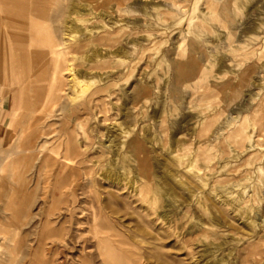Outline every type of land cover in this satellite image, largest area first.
<instances>
[{"label":"rangeland","instance_id":"rangeland-1","mask_svg":"<svg viewBox=\"0 0 264 264\" xmlns=\"http://www.w3.org/2000/svg\"><path fill=\"white\" fill-rule=\"evenodd\" d=\"M56 9L25 110L0 22V264H264V0Z\"/></svg>","mask_w":264,"mask_h":264},{"label":"crops","instance_id":"crops-1","mask_svg":"<svg viewBox=\"0 0 264 264\" xmlns=\"http://www.w3.org/2000/svg\"><path fill=\"white\" fill-rule=\"evenodd\" d=\"M56 2L58 0H0V22L5 19L10 52L15 54V61L23 64L29 74V88L24 92V110L34 102L32 99L35 96H49L50 79H47V92H42L41 88L46 87L44 75L50 74L44 56L56 43L55 23L57 17L63 14L62 9L60 12L56 9Z\"/></svg>","mask_w":264,"mask_h":264},{"label":"bare ground","instance_id":"bare-ground-1","mask_svg":"<svg viewBox=\"0 0 264 264\" xmlns=\"http://www.w3.org/2000/svg\"><path fill=\"white\" fill-rule=\"evenodd\" d=\"M210 9V8H209ZM55 47V46H54ZM59 47H57L56 46V48H55V53H54V55L56 56L57 54H58V51H59V49H58ZM63 52V51H62ZM65 52H67V51H65ZM60 53H61V51H60ZM54 56V59H53V61H52V63H51V75H52V78L54 79H52V84L50 85V89H49V93H50V99H51V101L52 102H56L57 101V97H58V95H57V93L58 92H61L62 90H61V88H62V86L64 85V81H62L61 80V78H62V76L64 75V73L66 72V71H73V69L71 70L70 68H72V67H69V69L67 68V65H66V63L67 62H64V56L65 55H61V56H58L57 58ZM62 56H63V58H62ZM92 55H90V57H91ZM88 58V57H87ZM89 60V59H88ZM72 65V64H71ZM70 66V65H69ZM74 67V66H73ZM75 70V69H74ZM71 74H72V72H70ZM74 73V72H73ZM70 75V74H69ZM73 75V74H72ZM71 75V76H72ZM93 78V77H92ZM99 79V78H98ZM99 92V91H98ZM96 93V92H95ZM0 115H1V100H0ZM22 133V132H21ZM19 134L18 135V140H20V141H22V140H24L25 138H26V136L25 135H22V134ZM84 133V132H83ZM74 134H70L69 135V137L67 138V141H66V144H65V148H66V153H69L70 155H76L77 153H78V147L76 146V144H74L73 143V139L72 138H74V136H73ZM84 136V139H86L87 140V137L85 136V134L83 135ZM25 141H27V140H25ZM24 141V142H25ZM250 145H249V149L252 147V143L250 142L249 143ZM40 148V147H39ZM14 155V154H13ZM13 155H11V154H9V153H7V158L9 159L10 158V156H13ZM12 158V157H11ZM66 162H68V159L67 158H65L64 159V161H63V164L60 166V168H59V172H58V175H57V180H58V182H61V181H63L64 179H68V178H65L64 176H62V173L65 171V165H66ZM69 180V179H68ZM58 190H59V185H58V183L55 185V192H54V195H53V198L54 199H57V196H58Z\"/></svg>","mask_w":264,"mask_h":264}]
</instances>
